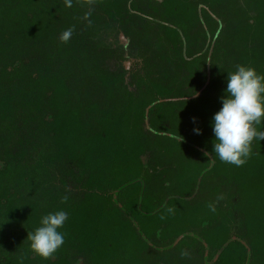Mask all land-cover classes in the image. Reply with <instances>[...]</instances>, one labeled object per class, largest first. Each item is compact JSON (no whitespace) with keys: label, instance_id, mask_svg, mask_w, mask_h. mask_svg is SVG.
Instances as JSON below:
<instances>
[{"label":"rangeland","instance_id":"374dc122","mask_svg":"<svg viewBox=\"0 0 264 264\" xmlns=\"http://www.w3.org/2000/svg\"><path fill=\"white\" fill-rule=\"evenodd\" d=\"M200 16L209 23L206 36ZM172 28L183 30L184 44L170 39ZM1 32L15 37L21 63L13 76H6L2 63L10 57H1L0 93L35 63L57 61L56 67L65 69L85 137L96 134L97 150L107 147L109 152L103 163L116 167L94 177L91 186L90 171L83 173L78 160L59 156L57 140L49 135L46 102L37 112L28 108L32 103L18 99L14 116L0 118V162L6 165L0 193L8 190L11 200L21 197V210L30 202L44 205L51 193L59 209L61 204L86 207L85 241L64 239L54 260L44 264H161V249L170 250L173 243L170 254L180 250L181 257L171 256L168 264H264V156L257 162L250 155L236 166L203 155L212 152L213 111L222 106L228 72L253 60L264 69V0H0ZM75 33L84 47L74 44ZM106 49L123 56L128 69L138 65L140 71L132 68L121 81L115 79L119 61ZM145 65L162 90L168 87L167 94L150 90ZM26 109L37 116L34 141L18 119ZM256 127L264 130V122ZM18 130L29 140L24 156L18 150ZM179 134L181 143L175 138ZM253 144L264 150V142ZM113 150L117 156L112 157ZM149 200L156 207L151 215L144 212ZM6 207L0 205V259L16 257L19 252H12L25 238L18 215L19 221L14 214L3 215ZM201 216L212 217L213 226H206ZM141 230L157 251L143 240ZM91 232L93 243L108 248L102 257L94 246L82 245Z\"/></svg>","mask_w":264,"mask_h":264},{"label":"trees","instance_id":"16d2710c","mask_svg":"<svg viewBox=\"0 0 264 264\" xmlns=\"http://www.w3.org/2000/svg\"><path fill=\"white\" fill-rule=\"evenodd\" d=\"M204 12V10H203ZM204 14V13H203ZM31 17V15H28ZM199 23L203 27V33L205 36L207 35L208 32V22L206 19H202L200 16ZM12 31L15 35L16 30H10ZM172 35L170 34V39L177 42L184 44V32L183 30L180 31L177 28H172ZM12 37V38H11ZM257 37V36H256ZM255 37V38H256ZM18 38V37H17ZM72 38H74L75 43L77 46H83L82 39L80 38V34L75 33L72 34ZM64 40V39H63ZM70 40V39H69ZM203 40V39H202ZM13 41H15V37L11 35H7L4 32H1L0 35V59L2 56L7 55L10 57L9 61H5L2 63V67L4 70L5 75L7 76H13L17 71H18V64L21 63V58L17 56L18 54H15L14 48H13ZM65 43L68 44V41L64 40ZM72 42V41H71ZM73 43V42H72ZM202 43V41H201ZM73 44H70L71 47H75ZM198 45V44H197ZM219 45V42L217 40L216 46ZM8 48H12V50L8 51ZM74 51V50H71ZM76 50L73 52L76 55L77 54ZM107 54L109 55H114L118 61H119V66L120 68L117 73L115 74L116 77L115 79H119L121 81L124 79L126 76V73L131 71L132 72H137L140 71V66L137 65V67H132L130 69L127 68L125 64V58L121 55H117L115 50L113 49H106L105 50ZM12 52V53H10ZM115 53V54H114ZM186 52L183 51L182 49V55H186ZM255 57H258L255 55ZM245 60V58H242ZM47 60L41 61L40 63H35L34 67L31 71L26 72L23 76L21 77H16L15 80L13 81L12 84L6 86L4 88V91L0 93V118L1 119H7L11 115L14 116L13 111L16 110V101L20 99L21 103L22 102H30L32 103V106L28 108H32L35 111H39L40 106L42 107L43 105L46 107L45 102L48 104V107H50L51 112H47L46 110V119L47 122L51 125L50 127V138L53 140H57L56 142L58 143V153L59 156L61 157H68L69 159L71 158L72 160H78V166L85 168L84 171H90L92 173L91 179L89 182L91 186L94 185L93 178L100 175L104 174L105 172H110L113 173L114 169L116 168L113 166L111 163H103L106 155H109V152L107 150V147L102 148L97 150L95 145H98L100 140L99 137H96V134H93L89 138L85 137V128L81 124L78 115H79V108L75 107L73 105V101L69 97L70 93V88L67 85L66 78L67 75L64 73L65 69L56 67L57 66V61H54V63L49 62ZM263 63L258 62L257 60H253L249 66L254 67L259 73L263 74L264 69L262 68ZM12 68L13 70H9V68ZM143 70H146L145 72L147 73L149 77L148 85L150 87L151 91L157 92V93H165L166 88L163 90L160 88V84L156 83L155 81V75L154 72L149 68L148 65L142 66ZM141 69V70H142ZM127 87L126 85L123 86ZM126 94H129V90L126 89ZM167 94V93H165ZM162 94V95H165ZM21 97V98H20ZM133 100L132 98L129 99L128 105L132 106ZM43 108V107H42ZM140 110V108H139ZM218 108H214L213 114L218 111ZM27 114L24 117L18 118L21 120V124L27 126L30 128V133L32 135L33 141H34V130L36 127L38 128V124H35L36 121V114L29 112L28 109H26ZM127 115V114H126ZM123 116V121L124 117ZM138 120L140 121L142 112L141 110L136 114ZM112 116H109L105 123L108 126L110 124ZM137 122V121H136ZM125 124L127 123L126 121L124 122ZM257 126H260L258 124ZM17 137H18V150L20 149V155L24 156L26 154V150L28 147H26V144L29 142V140L23 136L22 130L17 131ZM90 140V145H86L85 141ZM25 144V145H23ZM110 151V150H109ZM112 157L113 155L117 156L118 151L113 150ZM14 157H18L17 154H12ZM251 156L253 158H256L255 161H260L263 156H264V150H261L259 145L253 144L252 145V153ZM6 169V165L4 162H0V174L4 173ZM133 171V170H129ZM104 178V177H102ZM105 179V178H104ZM103 180V179H102ZM106 182V181H105ZM9 191L5 190L0 193V197H2V201H0V205H5L7 206V210H2L3 215L7 216L9 214H14L15 218L18 220L17 215L20 219L21 222H23L24 229L27 231V234L33 232L37 227L40 226V221L42 216L48 214L49 212H55L58 210H64L68 214V219L64 223V226L60 229L61 232L64 234V239H75L78 238L79 241H85L87 232L85 230H89L88 228V223L86 221V207L83 205H64L61 204L60 209H59V203L56 202V196L51 193V195L47 194L46 199L47 201L45 202L44 205H39L36 206L37 204L32 202L31 204H28V207L24 206L23 209H19V202L21 200V197L16 198L14 200L8 199V193ZM11 192V190H10ZM106 196V195H105ZM104 196V197H105ZM108 196V195H107ZM106 196V197H107ZM254 202L252 200H248V203L253 204ZM142 205V204H140ZM42 206V208H40ZM28 209V211H26ZM41 209V210H39ZM20 213V216H19ZM28 215V218L25 220L22 219L21 215L25 216ZM129 214V212H128ZM131 216V214H129ZM132 217V216H131ZM19 221V220H18ZM83 223V224H82ZM141 234L143 235L144 232L141 230ZM141 235V236H142ZM93 234L88 233L87 238L89 239L87 244L83 242V246L85 245H93L95 247H100L98 246V243H93L94 238ZM147 239V237H145ZM27 243L25 245L21 244L19 245L18 249L12 253H17L19 252V258L17 260L13 261H7L8 259H0V264H25L27 262L32 261V258L30 257V254L33 253L31 247H30V240L26 238ZM29 244V245H28ZM81 244V243H80ZM79 244V245H80ZM98 244V245H97ZM78 245V246H79ZM57 252V251H56ZM99 255L103 256L105 255V250L98 251ZM55 255V253H54ZM45 258H43V261Z\"/></svg>","mask_w":264,"mask_h":264},{"label":"clouds","instance_id":"9594fccd","mask_svg":"<svg viewBox=\"0 0 264 264\" xmlns=\"http://www.w3.org/2000/svg\"><path fill=\"white\" fill-rule=\"evenodd\" d=\"M223 92L222 106L212 117V152L205 151L203 155L208 161L215 162L218 157L222 162L242 166L252 153L253 141L264 142V130L256 127L264 122V74L252 66L238 65L234 71L228 72ZM195 120L194 117V123ZM193 131L199 135L202 129L195 127ZM175 138L180 143L184 139L180 134ZM67 219L64 210L42 216L40 226L27 237L34 254L45 259L53 257L64 243L60 229Z\"/></svg>","mask_w":264,"mask_h":264},{"label":"flooded vegetation","instance_id":"af4514ba","mask_svg":"<svg viewBox=\"0 0 264 264\" xmlns=\"http://www.w3.org/2000/svg\"><path fill=\"white\" fill-rule=\"evenodd\" d=\"M125 64H126V62H125ZM130 69V68H129ZM142 189H143V186H142ZM205 191V190H204ZM206 192V191H205ZM195 195V194H194ZM141 199H143V197H141ZM151 200V199H150ZM149 200V204H148V206L147 205H145V206H147V208L148 207H150L148 210L146 209V211H144V212H147L148 214H152V212H155V211H152L153 210V208H156L155 206L154 207H152L153 206V204L155 203L154 201H150ZM153 202V203H152ZM32 202H30V204H31ZM34 203H36V202H34ZM37 205L36 206H39V205H41V204H39V203H36ZM115 205H117L118 207H120L122 210H123V206H119V204H117L116 202H115ZM143 205V204H142ZM163 205V204H162ZM160 206V207H158V208H160L159 209V211L160 210H162V207L164 208L165 207V205H163V206ZM26 207H28V205L26 206ZM40 208H42V206L40 207ZM136 208L137 209H141V205H136ZM152 209V210H151ZM39 210H41V209H39ZM26 211H28V209H26ZM129 211V210H128ZM123 212H124V210H123ZM125 214H126V216L127 217H130L131 218V216L128 214V213H126V212H124ZM150 214V215H151ZM229 214H233V213H229ZM21 217H22V219L23 220H25L26 221V219L28 218V215L26 214L25 216H23V215H21ZM202 217V216H201ZM201 220H206V222H203L206 226H213V224H214V221H212V217H207V218H205V219H203V217L201 218ZM217 221V220H216ZM213 222V223H212ZM218 222V221H217ZM21 224H23V222H21ZM134 224L135 225H137L135 222H134ZM208 226V227H209ZM23 229H24V226H23ZM139 233L141 234V232L139 231ZM24 234H25V238H24V242H21L20 240H19V242H21V243H23V245H25L26 243H27V241H26V238L28 237V234H27V231L24 229ZM142 235V234H141ZM142 237H143V240H147V241H149L148 242V245H150V246H152L154 249H156L157 248V246L155 245V244H153V243H151V239L149 238H145L144 237V235H142ZM167 237H169V234L167 235ZM202 238H203V240H204V235H202ZM207 239V238H206ZM89 240V239H88ZM94 240H96V239H94ZM29 245V244H28ZM79 245V244H78ZM121 245H122V243H121ZM93 246V245H92ZM78 247V246H77ZM87 247H89V246H87ZM95 247V246H94ZM85 248V247H84ZM153 248H151V249H153ZM95 249H97L98 251H101V250H105L106 251V253H107V251H108V248L106 247V245H104V246H100V247H95ZM110 250H109V252L111 251V247L109 248ZM89 250H90V248H89ZM121 250H123V249H120V251ZM91 251V250H90ZM149 252H150V250H149ZM92 253V252H91ZM93 254V253H92ZM6 257H4V259H8L7 261H13V259L14 260H17V258H19L20 256L19 255H15L16 257H12V255L11 254H9V255H5ZM30 257L32 258V261H31V263L30 262H27V263H25V264H44V261H43V257H41V256H39V255H36V254H34V253H31L30 254ZM100 257H102L101 255H100ZM94 258H97V256H95ZM93 258V259H94ZM159 258V260H160V257H158ZM52 260H54V258H52ZM98 260H100V259H97L96 260V262L98 261ZM160 262H161V260H160ZM11 264V263H10ZM162 264V263H161Z\"/></svg>","mask_w":264,"mask_h":264},{"label":"crops","instance_id":"0c3cea01","mask_svg":"<svg viewBox=\"0 0 264 264\" xmlns=\"http://www.w3.org/2000/svg\"><path fill=\"white\" fill-rule=\"evenodd\" d=\"M175 248H176V244L173 243L172 245L169 246V249H170V250L165 249V248H162V249H161V252H163V251H162L163 249L165 250V262H164V263L161 262L162 264H168V261H167V260H169L171 256H172V257L175 256V257H178V258L181 257V255L179 254V252H181L180 250H176V251H175V252L178 251L177 254H174V252L170 254V252H172L173 250H175ZM153 250H154V251H157V250L154 249V248H153ZM185 255H186V254H183L182 256H185ZM189 256H190V255H189ZM188 259L191 260V258L187 256L186 261H187ZM173 260H175V259H172L171 261H173ZM175 264H181V263H180V261L177 260V262L175 261Z\"/></svg>","mask_w":264,"mask_h":264}]
</instances>
